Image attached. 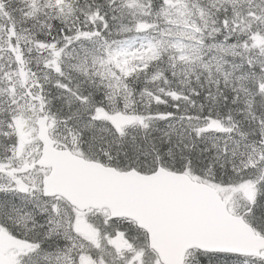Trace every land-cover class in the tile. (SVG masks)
<instances>
[{
    "label": "snow or ice",
    "instance_id": "obj_1",
    "mask_svg": "<svg viewBox=\"0 0 264 264\" xmlns=\"http://www.w3.org/2000/svg\"><path fill=\"white\" fill-rule=\"evenodd\" d=\"M0 264H264V0H0Z\"/></svg>",
    "mask_w": 264,
    "mask_h": 264
}]
</instances>
